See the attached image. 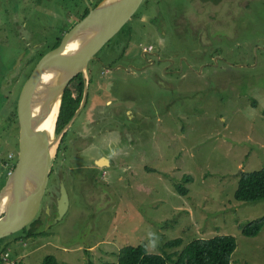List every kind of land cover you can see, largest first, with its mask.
<instances>
[{
	"label": "rangeland",
	"instance_id": "obj_1",
	"mask_svg": "<svg viewBox=\"0 0 264 264\" xmlns=\"http://www.w3.org/2000/svg\"><path fill=\"white\" fill-rule=\"evenodd\" d=\"M84 4L0 0V191L18 162L20 124L6 99L14 100L31 76L23 53L42 41L50 49L56 29ZM150 46L159 60L175 63L143 69L140 53ZM99 57L105 66L92 63L89 101L52 161L66 165L69 210L60 221L52 213L33 236L23 230L4 240L3 264H44L49 257L118 264L128 246L176 260L193 241L222 235L237 241L231 264H264V224L257 236L243 234L264 217V201L235 199L240 174L264 169V0H144ZM119 110L135 117L137 132L132 145H118L103 178L71 147L114 125ZM177 239L180 246L167 245Z\"/></svg>",
	"mask_w": 264,
	"mask_h": 264
},
{
	"label": "water",
	"instance_id": "obj_2",
	"mask_svg": "<svg viewBox=\"0 0 264 264\" xmlns=\"http://www.w3.org/2000/svg\"><path fill=\"white\" fill-rule=\"evenodd\" d=\"M143 1L103 0L96 8H91L88 16L65 35L61 45L40 60L25 83L17 107L18 162L0 191V240L23 231L37 218L49 187L55 152L57 154L64 134L86 106L89 63L135 15ZM80 74L85 81L83 102L70 123L54 137L45 124L57 102L60 115L66 90ZM68 210L69 195L62 183L56 221L62 220Z\"/></svg>",
	"mask_w": 264,
	"mask_h": 264
},
{
	"label": "flooded vegetation",
	"instance_id": "obj_3",
	"mask_svg": "<svg viewBox=\"0 0 264 264\" xmlns=\"http://www.w3.org/2000/svg\"><path fill=\"white\" fill-rule=\"evenodd\" d=\"M102 1L103 0H83V2H85V4H84L83 8L79 7V10L77 11L78 17L75 18L74 15H70V17L67 19V22L65 23V25L62 28L59 27L56 29L57 32L59 31V33H58L59 38L56 39V41L53 43V45L50 49H48L50 45L45 44L46 42H44V41L40 42L41 45L33 44L30 47H28L27 50L23 53L25 55V59H27L26 63H25V67H29L30 69H32V72H33V70L35 69L37 64L40 62V60L43 59L44 56L47 55V53L50 52L51 50L58 48L61 45L65 35L68 32H70L75 26H77V24L82 22V20H84L88 16L91 8H96ZM211 1H213V0H211ZM45 45H47V46H45ZM154 50H155L154 47L150 46L148 48H144V50L140 53V59H144L146 62L145 65L142 66L143 69L146 70V69H149L153 66H156L157 62L165 63L166 68H170L175 63V60H172L169 56H165L166 58H164V60H159L162 58H160L158 53H153ZM99 52L96 54L95 60H92L88 66L89 93H88L86 105L89 101V97H90V93H91L92 80H93V74L91 73L93 70V67H91V65H92V63H95V64L98 63L99 66H102V67L105 66L103 61L101 60L103 58L99 57ZM150 57H151V59H150ZM183 58L184 57H179V60L183 61L182 64L185 61V59H183ZM212 58H215V56ZM152 59H157V60H152ZM198 59H202V56H199ZM114 69L127 71L128 73H133L135 71H139V72L143 71V69H140V70L135 69V67L131 64H129L127 67L116 64L114 66ZM106 71H104V73H106ZM167 71H168V69H167ZM32 72H31V74H32ZM155 75L157 76V74H155ZM29 77H28V79H29ZM78 77H76V78L78 79ZM82 78H83V76H82ZM83 80H84V78H83ZM78 81H79V79L74 84H72V82H71L70 86L68 87V89L69 88L71 89V92L74 94V96L78 95V92H77L78 91V84H79ZM22 85H24V82L22 83ZM21 91L22 90L18 91V93L16 94L17 98L15 97L14 100L11 101L9 97H7V99H6V102H9V104H11V113H13L14 110L15 111L18 110L17 107H18V102H19V97H20ZM84 95H85V81H84ZM84 95L82 98V102L84 99ZM115 112H116V110H115ZM116 115H117V118L119 116H121V119L118 120L117 122H114V125H110L109 128L105 127L104 129H102L101 131L97 132L94 135H90L88 137L76 138L74 140V146L71 147V149H73V151L75 152L74 154L79 156V157L77 156L78 157L77 159H85L86 160L85 165L87 166V168L88 169L91 168L96 173L102 171L103 172V175H102L103 178H105V176L107 175V173H106L107 168L111 167L112 161L116 159L115 155L121 151V148L118 147V145L120 143H122V141H124V142L129 141V143H130L129 145H132L134 140H135V134L137 132V130L135 128V124L133 123L135 121V117H133L130 114L127 115L126 111H124V113H122V112L120 113V110H119V112L117 111ZM113 121H115V120H113ZM56 129H57V126H56ZM107 135H111L112 139L108 140L106 137ZM97 138H100V139H99V141L95 142V140ZM84 139L89 140L90 142L82 144L83 147L85 146L84 149H81L80 147L78 149L77 143L81 140H84ZM62 145H63V143L61 142V144L58 148L56 157H55V159H56L55 161H57V156H58L60 150L62 149ZM91 146H92V148H90ZM89 156H92L93 158L91 160H89V162H88ZM77 159H76V161L78 162L79 160H77ZM72 164L75 165L74 160H72ZM62 166L66 167L65 164L61 165L60 163L52 166L51 174H50L49 187L47 189L45 198L43 200L42 208H41L37 218L34 220V222L31 223L26 229H24L25 231L30 230L29 232L36 234L38 231L33 232V230L35 231L36 228L41 229V228L46 227V225L43 226V222H44L43 220L44 219H46V220L49 219L50 216H52L54 213H56V216L53 217V219H56L58 217V215H59L58 214L59 200L61 198V184L65 182L64 179L66 176H68L67 172L62 169ZM76 168H78V166L74 167L73 169L76 170ZM68 169H69V167H68ZM52 175H55V177H56V184H54V185L51 184ZM70 175H71V172L69 173V176ZM51 220H52V218L50 219V221Z\"/></svg>",
	"mask_w": 264,
	"mask_h": 264
},
{
	"label": "trees",
	"instance_id": "obj_4",
	"mask_svg": "<svg viewBox=\"0 0 264 264\" xmlns=\"http://www.w3.org/2000/svg\"><path fill=\"white\" fill-rule=\"evenodd\" d=\"M78 79V95L74 96L69 88L63 97L56 135H59L70 123L82 103L84 80L81 75ZM78 79L76 78L72 84ZM15 116L18 118L17 111ZM185 179L190 181L192 178L186 176ZM176 190L184 196L189 193L188 189L181 184L176 186ZM235 199L242 203L264 201V169L240 174ZM263 224L264 217L259 221L250 223L243 230V234L246 237L257 236L262 230ZM30 236H33V233L29 232L28 237ZM6 239H3L0 244ZM181 244L182 240L177 239L169 242L167 245L169 247H176ZM1 248L0 264H3L2 254L6 253L7 246L5 245L4 248ZM236 248V239L229 235L217 236L211 239H199L187 245L181 253H178L176 260H173L161 255L151 254L145 246H128L120 252L118 264H231ZM44 264H58V262L55 257H49Z\"/></svg>",
	"mask_w": 264,
	"mask_h": 264
},
{
	"label": "bare ground",
	"instance_id": "obj_5",
	"mask_svg": "<svg viewBox=\"0 0 264 264\" xmlns=\"http://www.w3.org/2000/svg\"><path fill=\"white\" fill-rule=\"evenodd\" d=\"M59 110H60V104H59V102H57L51 116L49 117V119L47 120V122L45 124L47 127L46 130L49 131L50 135H53L54 137H55L54 134L56 133V123H57V118L59 115ZM54 137H53V139H54Z\"/></svg>",
	"mask_w": 264,
	"mask_h": 264
},
{
	"label": "clouds",
	"instance_id": "obj_6",
	"mask_svg": "<svg viewBox=\"0 0 264 264\" xmlns=\"http://www.w3.org/2000/svg\"><path fill=\"white\" fill-rule=\"evenodd\" d=\"M14 169V168H13Z\"/></svg>",
	"mask_w": 264,
	"mask_h": 264
}]
</instances>
